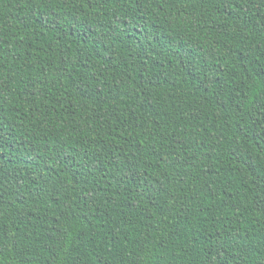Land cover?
I'll list each match as a JSON object with an SVG mask.
<instances>
[{
    "label": "trees",
    "instance_id": "obj_1",
    "mask_svg": "<svg viewBox=\"0 0 264 264\" xmlns=\"http://www.w3.org/2000/svg\"><path fill=\"white\" fill-rule=\"evenodd\" d=\"M0 264H264V0H0Z\"/></svg>",
    "mask_w": 264,
    "mask_h": 264
}]
</instances>
